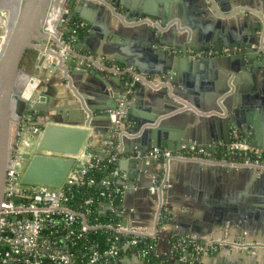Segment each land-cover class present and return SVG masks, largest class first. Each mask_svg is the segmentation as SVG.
Returning <instances> with one entry per match:
<instances>
[{
    "label": "crops",
    "instance_id": "1",
    "mask_svg": "<svg viewBox=\"0 0 264 264\" xmlns=\"http://www.w3.org/2000/svg\"><path fill=\"white\" fill-rule=\"evenodd\" d=\"M58 1L54 0L51 12H59ZM262 1L264 0H211L212 5L207 2L206 6H203L201 0H125L130 7L147 6L153 10L155 18L148 15L145 18L158 21L163 26L162 31L141 24L139 19H130L125 16V12L114 10L106 2L107 5L92 1L87 7V22L77 20L83 24L79 31L82 38L80 41L76 38L73 56L84 57L91 53L99 56V59L104 57L112 62L114 56H120V51L124 60L140 64L145 72H155L159 64L153 56V51H156L157 47L149 42L154 37V32H158L167 43L162 49L174 51L176 54L181 53L180 46L184 40L197 46L213 41L222 45L233 44L242 51L244 44L253 43L257 14L262 15L263 12ZM49 19L51 22L46 24L47 32L52 30V24L57 22L53 17ZM62 33H65V29ZM27 55L29 57H25L21 62V65H24L23 73H26L20 76L22 85L17 84L16 92L24 101L34 100L43 94L45 101L40 106L48 110L49 119L58 115L54 108L73 110L71 108L80 104L78 98L81 99L82 105L94 108L93 115L100 114L98 109L101 107L108 104L113 106V102L116 103L119 98L118 96L114 100L113 95L117 91L119 94L121 86L108 74H105V77L88 73L71 74L66 81L62 73L53 74L47 70L48 56L38 69L40 53L31 49ZM117 66L123 64L118 63ZM236 66L241 67V64ZM27 73L32 75L31 79L36 82L37 87L33 95L29 94L24 98L25 86L28 85ZM207 74L205 71L184 74L182 82L188 89L196 91L194 98L199 108L185 102L186 110L162 126L164 135L174 146L171 151H176L181 146L194 147L198 151L201 150V153L196 155L197 158H172L167 163L159 161L162 163V169L158 162L154 161L156 164L149 166L150 173L143 175L139 171L135 172L130 189H127V172L118 167L119 159L116 162L119 175L115 181L123 190L122 221L127 226H140L146 231L156 228L155 257L164 264H175L179 256L174 246L175 241L183 237H194L200 243L218 238L234 240L244 237L249 242L264 245V172L249 173L241 172L238 168L233 169L219 153L222 142L225 140L226 143L234 131L247 142L250 135L248 131H251L255 134L258 144H264L262 71L253 67L249 70L244 66L243 72L236 71L233 74L237 77L235 84L231 86L232 93L228 96L227 103L231 109L230 114H236L237 123L246 131L245 136L232 127L231 130L228 129L223 119L229 114L211 109L213 102L209 98L210 92L222 84V79L218 77L219 79L215 80L209 74L208 78ZM171 76L173 73L168 77L165 74L148 75V82L139 89L141 94L138 95V90H132L127 110L129 119L125 118L124 125L120 128V136H123L124 140L117 139L118 151L122 152L123 148L129 150L133 144H139V141L135 140L139 133H133L136 121L157 117L164 110L166 102L162 94L163 85L169 83ZM169 115L171 114L167 116ZM79 117H82V114L76 118ZM15 120L14 116L12 122L15 123ZM36 123L42 124L43 118H38ZM156 123L150 126H155ZM93 124L98 131L89 135L80 153L83 158L86 154L99 155L103 149L102 142L109 134L103 135L99 131L107 129L105 121L95 120ZM196 141L201 142V145H196ZM182 142H187L188 145ZM210 147L217 151L214 159L208 150ZM157 174H161L165 179L155 180ZM162 181H165L167 186L161 195L166 219L164 223L157 224L156 213L160 198L156 194L151 195L149 191L142 192L140 184L144 182L154 185ZM128 213L133 215V220L128 218ZM119 263L147 264L129 252ZM216 263L264 264V246L256 248L253 252H233L226 249L202 258L199 264Z\"/></svg>",
    "mask_w": 264,
    "mask_h": 264
},
{
    "label": "built area",
    "instance_id": "2",
    "mask_svg": "<svg viewBox=\"0 0 264 264\" xmlns=\"http://www.w3.org/2000/svg\"><path fill=\"white\" fill-rule=\"evenodd\" d=\"M258 16V14H257ZM154 30L162 31V25L151 18L138 20ZM83 24L76 22L70 30V38L63 39L60 60L48 57L47 70L57 68L60 61L68 62L78 32ZM260 41L252 48L264 54V32L259 33ZM238 51L237 47L213 48L189 51L192 57H215ZM77 67L103 68L102 59L84 56L76 59ZM108 70L119 75L125 82V91L119 96L115 110L110 112L112 130L103 140L99 155H78L74 164L58 188L21 184L23 170L40 140L42 130L29 115H23L15 128V142L9 156L3 197L0 203V264H120L128 252L148 264L155 257L156 228L146 231L140 226H127L121 215L123 190L116 184L119 172L117 135L123 126L130 103L129 95L134 84L144 76L132 67L114 66ZM201 150L181 146L176 151L151 148L143 157L167 163L172 158H197ZM136 153V158H139ZM240 157L232 160L233 168H253L264 172V150L253 148L235 131L231 133L226 147V156ZM234 157V158H236ZM86 158V159H85ZM113 165L110 174L100 180L93 176V170L101 162ZM224 161V160H223ZM165 181L149 188L151 195H158L157 224L166 218L161 195L166 188ZM92 188L96 192L88 193ZM84 193H83V192ZM87 193V194H86ZM178 258L175 264H199L208 257L226 248L233 252L250 251L263 244L249 242L241 237L234 240L218 238L200 243L194 237H183L175 241Z\"/></svg>",
    "mask_w": 264,
    "mask_h": 264
},
{
    "label": "water",
    "instance_id": "3",
    "mask_svg": "<svg viewBox=\"0 0 264 264\" xmlns=\"http://www.w3.org/2000/svg\"><path fill=\"white\" fill-rule=\"evenodd\" d=\"M92 1L101 2V4L108 3L114 10L119 9L121 12H125V16L133 20L146 17V15L153 18L156 16L153 10L149 9L147 6L138 8L130 7L125 0H59L60 8L59 12H56V14H54L55 12L53 11L51 12L54 0H21L17 15L9 26V34L0 56V203L3 197L6 166L15 142V135H11L10 130L11 120L14 116L16 117L15 127H17L23 115H30L35 123L38 118H43V123L38 124L42 130V134L35 148V153L27 162L21 175L20 182L24 185H38L51 188L60 187L71 170L74 164V159L80 155L89 135L92 132L98 131L94 126L93 121L103 120L106 122L107 129L103 131L99 130L103 135L110 133L112 130L110 112L115 110V102H113V106L108 104L101 107L98 109L100 114L93 115V113H95L94 108L82 105L81 99L77 97L80 100V104L75 105V108H71L73 110L64 111L61 108H54V111L57 112L58 115L57 117L49 119L48 110L40 106L45 101V96L43 94L34 98V100L29 99L28 101H24L23 97L16 92L19 77L21 74H25L20 70V65L29 50L35 49L40 53L37 63L38 69L44 64L47 56L60 60L62 40L70 38V28L77 20L80 19L87 22V7H89V4ZM207 2L210 5L213 4L211 0H201L203 6H206ZM216 2H220V0H216ZM262 2L263 12L262 15H258V18H256L254 24L255 36L252 45H259V33L262 31L264 32V1ZM52 13L57 22L53 23L52 30L47 32L46 24H50L51 21L49 18L52 17ZM159 18L162 19L161 16H159ZM64 29L65 33L63 34L62 31ZM44 32H47V34H44ZM153 34L154 37L149 40V42L151 45H156L157 47V50L153 51V56L157 59L159 64L158 70L155 72H145L140 64L124 60L121 57L122 55L120 51H118L120 56H114L112 62L103 57V68L98 67L95 69H89L85 66L79 68L77 67L76 59L81 58L82 56H73L75 46H73L71 52L68 51L72 56V61L70 62L69 60L66 63L60 61L57 68L51 71L53 74L62 73V76L66 81L69 80L71 74L83 75L84 73H88L92 76L99 75L102 77H105V74H108L109 76H112L111 79L114 77L113 81H117L121 86L119 94L118 91L114 92V100L124 93L125 82L119 75L110 72L108 70L109 67L117 66L118 63H122L123 66L126 67H137V72L142 74L145 79L133 85V90H138V95L141 94L139 89L142 88V85L148 82V75L165 74L168 77L173 73V76H171L168 81L169 83L163 85L164 91L162 94L164 95V101L166 102L164 110H162L157 117H153L146 121H136L133 133H139L138 136H135V140H138L139 144L135 143L129 150L123 148L122 152H117L119 159L118 167L121 171L127 172L129 183L127 189L132 187L131 183L134 180L136 171H139L143 175L144 173H150L149 166L156 164L153 160L143 157L145 152L151 148H167L168 150H174L172 141L166 138L162 126L175 115L186 110V108H184L185 102H188L191 106L193 105V107L197 109L199 108V105L194 98V92L196 91L188 89L182 82V77L185 73L205 71L215 80L221 77L222 84L211 90L209 95L210 100L213 102L211 109L222 112V114L225 115L229 114L228 117L225 116L223 119L228 129L231 130L234 128L243 135L246 131L237 123L236 114H230L231 109L227 103L229 100L228 96L232 93L230 90L231 86L235 84V79L237 77L236 74H233L236 73V71L243 72V67L247 66L249 70H251L252 67L261 70V75L264 78V54L256 48H252L251 44H244L242 46V51L238 50L231 54L196 58L192 57L189 54V51L194 52L209 48L220 51L224 47L232 48L234 46L233 44L227 43L222 45L217 41L210 43L205 42V44L197 46L196 44H191L184 40L180 46L181 53L176 54L174 51L168 52L163 50L162 47L167 46V43L162 39L158 32H154ZM76 38L80 41L82 38L81 33ZM88 56L94 59H98L99 57L91 53ZM237 64H241V67L237 68ZM26 76L28 84H32L33 80L31 79V76L28 74ZM35 86L37 87V84ZM36 87H34L31 92L32 94L30 93V95H33ZM130 97L131 94L129 95V98ZM173 111L178 112L174 113ZM81 114L82 117L76 118L81 116ZM168 114L171 115L167 116ZM125 118L129 119V114H127ZM124 120L123 125L125 122ZM154 123H156L155 126H150ZM228 124L232 125L230 126ZM248 133L250 134L248 138L250 146L264 149V144H258L255 134L251 131H248ZM116 138H122V141L124 140V137L120 136V131ZM229 142V138L226 143L224 140L222 142V147L219 148V153L222 156V159L228 163L232 162L234 157H236V155L225 157L226 147ZM182 143L187 144V142ZM195 143L198 146L201 145V142L196 141ZM208 150L212 155V159H214V154L217 151L214 150L213 147L208 148ZM137 152L140 154L139 158H136ZM158 164L162 169V163L158 162ZM238 169H240L241 172L245 171L249 173L257 171L253 168L244 167ZM163 178L164 177L161 174H157L155 180H162ZM121 183L124 184V182ZM151 186L152 184L144 182L140 184L141 191L144 193L148 192V188ZM128 218L133 220L134 217L132 214L128 213ZM225 250L226 248H223L219 251Z\"/></svg>",
    "mask_w": 264,
    "mask_h": 264
},
{
    "label": "rangeland",
    "instance_id": "4",
    "mask_svg": "<svg viewBox=\"0 0 264 264\" xmlns=\"http://www.w3.org/2000/svg\"><path fill=\"white\" fill-rule=\"evenodd\" d=\"M20 4H21V0H0V56H1V53L3 50L2 47L4 45V41L6 42L8 34H9V26L12 23V20L15 19ZM25 57L28 58L29 55H26ZM23 67H24V65L22 64L20 67L21 71H23V69H24ZM30 76L32 77L31 74H30ZM10 125H11L12 135H13L15 133L14 129L16 128L15 127L16 124L12 122Z\"/></svg>",
    "mask_w": 264,
    "mask_h": 264
},
{
    "label": "trees",
    "instance_id": "5",
    "mask_svg": "<svg viewBox=\"0 0 264 264\" xmlns=\"http://www.w3.org/2000/svg\"><path fill=\"white\" fill-rule=\"evenodd\" d=\"M75 23L71 26L70 30L74 27ZM78 35H79V32H78ZM132 90H133V87H132ZM236 159L237 160H240L241 158L237 156ZM112 169H113V165L106 166L105 165V162L103 161L98 166H96L94 168V170H93V176L95 177L96 180L103 179V178L107 177L110 174V172H111ZM97 190H99V188H92L88 193H93V192H96ZM164 222L165 221H163V223ZM148 264H164V263H162L161 260H158L156 257L152 256V257H150L148 259Z\"/></svg>",
    "mask_w": 264,
    "mask_h": 264
},
{
    "label": "bare ground",
    "instance_id": "6",
    "mask_svg": "<svg viewBox=\"0 0 264 264\" xmlns=\"http://www.w3.org/2000/svg\"><path fill=\"white\" fill-rule=\"evenodd\" d=\"M58 6H59V4H58ZM54 14H56V13H54ZM54 14H53V18L55 19ZM20 76H23V74H21ZM18 84H22L20 77L18 80ZM35 85H36V82H34V81L32 82V84H28V85L26 84L25 90H24V98H27L29 96V94L31 93L33 88L36 87ZM11 123H12V120H11ZM10 128H11V125H10ZM10 130H11V135H12V129H10ZM14 132H15V130H14Z\"/></svg>",
    "mask_w": 264,
    "mask_h": 264
},
{
    "label": "flooded vegetation",
    "instance_id": "7",
    "mask_svg": "<svg viewBox=\"0 0 264 264\" xmlns=\"http://www.w3.org/2000/svg\"><path fill=\"white\" fill-rule=\"evenodd\" d=\"M15 130V129H14Z\"/></svg>",
    "mask_w": 264,
    "mask_h": 264
}]
</instances>
